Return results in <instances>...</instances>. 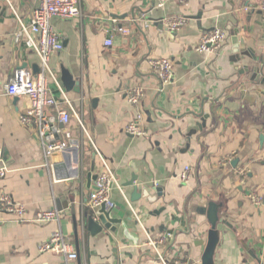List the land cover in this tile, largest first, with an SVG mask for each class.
I'll list each match as a JSON object with an SVG mask.
<instances>
[{
	"label": "crops",
	"instance_id": "obj_1",
	"mask_svg": "<svg viewBox=\"0 0 264 264\" xmlns=\"http://www.w3.org/2000/svg\"><path fill=\"white\" fill-rule=\"evenodd\" d=\"M263 1L188 0L179 5L168 0L158 6V0H80V18L53 19L63 50L50 64L59 82L63 67L80 83V93L61 87L93 144L87 143L75 120L58 125L64 133L56 141H66L68 133L73 143H82L73 165V154L67 152L45 160L36 133L19 123L27 100L5 92L17 70L34 74V67L38 69L26 37H17V32L18 20L28 24L39 0H0V149L7 168L0 193L26 210L21 222L0 212V264H160L145 246L141 225L153 238L166 236L159 252L169 263L188 259L201 264L210 202L220 205L225 222L217 226L213 264H264ZM173 17L185 19L175 33L166 28ZM113 26L129 32L113 34ZM214 28L224 30V43L217 51L197 53L202 34ZM108 39L110 47L104 44ZM240 44L247 56L238 49ZM160 58L173 64L172 81L164 86L148 65L149 59ZM134 86L144 91L138 108L125 98ZM49 94L56 101L49 113L67 110L55 85ZM137 111L143 114L142 137L125 133ZM95 150L119 184L111 188L110 218L122 221L114 233L104 229L91 235L81 221L86 212L95 220L98 216L99 208H88L95 181L88 176H95L99 166ZM184 166L191 169L187 182L178 178ZM76 170L77 177H69ZM132 175L152 202L147 197L130 201L132 187L125 185ZM252 197L260 198L259 207ZM49 210L60 211V218L32 222L38 212ZM54 232L72 245L75 260L38 251Z\"/></svg>",
	"mask_w": 264,
	"mask_h": 264
},
{
	"label": "built area",
	"instance_id": "obj_2",
	"mask_svg": "<svg viewBox=\"0 0 264 264\" xmlns=\"http://www.w3.org/2000/svg\"><path fill=\"white\" fill-rule=\"evenodd\" d=\"M168 0H158V6H162ZM179 5H185L188 0H174ZM261 22L264 26V1L260 5ZM82 15L80 0H39V5L33 10L31 20L25 24L18 20L19 31L18 36H25L26 48L33 52L38 59V72L33 74L29 70H17L13 77L5 86L6 95L9 97L23 98L27 100V107L19 116L21 126L31 129L36 133L39 144L43 150L45 160H48L55 153H63L75 146L78 150L82 148V143H73L68 133L64 134L66 141L58 142L56 138L64 132L58 128L60 126H68L71 120H75L81 131V135L88 144H92L83 124L80 114L70 105L61 84L58 80L56 72L50 64L52 56L63 50L62 37L52 26L53 19H77ZM133 24L137 20H132ZM183 17L169 18L166 22V28L169 32L175 33L184 25ZM111 33L127 35L129 30L122 27L113 26ZM226 34L224 30L214 28L206 31L200 37L196 52L199 54L217 51L224 43ZM106 47L112 45V40L108 39L105 43ZM148 65L151 71L159 80L161 86L168 85L173 78V64L169 59H149ZM55 85L62 96L63 101L67 105V110L56 109L55 113H49L48 109L56 108V101L49 94L50 85ZM126 101L133 107L138 108L140 102L144 98V91L139 86L128 88L125 93ZM143 114L136 112L133 120L125 128V133L131 136L142 137L146 135V131L142 128ZM93 146V144H92ZM98 159V168L94 181V188L88 194V208L95 211L101 206L111 210L114 203L111 198V188L119 186L115 174L107 162V160L95 150ZM7 174V168L3 159V152L0 149V179H4ZM191 177V169L184 166L180 171L178 178L181 182H187ZM254 205H260V198L252 197ZM134 219L138 222L139 216L131 208ZM0 212L11 215L19 222L25 220L26 210L24 206L12 199L7 193H0ZM61 216L60 211L49 210L38 212L32 220L35 224H45L51 221H57ZM83 215H81V221ZM82 228H84L82 224ZM145 233V246L151 249L157 256L160 264H199L188 259H177L172 263L165 260L159 252V248L164 245L166 236L153 238L142 227ZM39 252H55L64 256L67 260H75L77 254L73 251L66 238L60 232H54L51 237L39 244Z\"/></svg>",
	"mask_w": 264,
	"mask_h": 264
},
{
	"label": "water",
	"instance_id": "obj_3",
	"mask_svg": "<svg viewBox=\"0 0 264 264\" xmlns=\"http://www.w3.org/2000/svg\"><path fill=\"white\" fill-rule=\"evenodd\" d=\"M240 46H242V44H240ZM240 50V52L242 53L243 56H247V50L242 46L238 48ZM23 67H21V69H23ZM34 74H36L38 72L37 67H34ZM60 82L62 87L64 88V90L66 92H74V93H80L81 92V88H80V83L75 80L71 74L64 69L63 67L60 68ZM264 84V79L261 81ZM262 136L260 138V140L262 141ZM75 144V143H74ZM68 153L69 155L73 154V165H76L75 163V156L77 159V154L78 151L76 148H71L70 150L65 151L64 153ZM71 163H72V159H71ZM236 163V162H235ZM234 164V163H233ZM232 164V165H233ZM93 168V166H92ZM92 172V171H91ZM77 170L76 172H74V174L72 176L69 177H73L76 178L77 177ZM89 178H91V180H94L96 176H92V174L90 173ZM137 177L135 175H132L130 181L125 185L126 187H132V193H131V202H135L137 200H139L141 197L145 198L147 197L146 194L148 193L147 189L145 190H138L137 188ZM159 191V190H156ZM75 194H77V192H74ZM154 199V198H153ZM70 200H73V198H70ZM147 200L149 202H152L151 199H149L147 197ZM219 204L210 202L207 204V208H206V218H207V222L210 226V230L207 234V238H206V242L205 245H202V258H201V264H213V255H214V250L216 248V245L218 243V231H217V226L218 224H222L225 223L219 216ZM58 210H61L60 208H58ZM72 210V219L73 222L75 224V239H77L78 235L76 233V216L74 213V206H72L71 208ZM110 213L111 211H107L105 209L104 206H101L99 208V210L97 211V219L95 220V218L93 217L92 213H84L83 214V220L86 223L87 226V230L88 232L91 233V235H96L98 233H101L104 229L106 231H109L111 233H114L116 231V225H121L120 220L117 219H112L110 218ZM169 235H174V232H168ZM247 249V247H246ZM253 257L254 255L252 254V252H249ZM260 264V262H258Z\"/></svg>",
	"mask_w": 264,
	"mask_h": 264
}]
</instances>
